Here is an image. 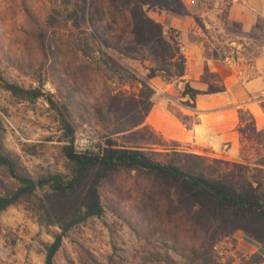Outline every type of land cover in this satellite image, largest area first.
Returning a JSON list of instances; mask_svg holds the SVG:
<instances>
[{
    "label": "rangeland",
    "instance_id": "rangeland-1",
    "mask_svg": "<svg viewBox=\"0 0 264 264\" xmlns=\"http://www.w3.org/2000/svg\"><path fill=\"white\" fill-rule=\"evenodd\" d=\"M95 1L93 17L103 31L114 34L113 29L125 27V18L117 10L127 9L134 0ZM182 2L187 15L159 6H146L144 11L165 30L173 28V35L180 34L187 67L189 59L201 63L204 58L206 66L202 70L200 64H192L189 75L193 78L188 82L187 77L174 82L161 77L151 79L157 93L154 104L161 99L169 102L175 113L188 118L189 124L199 121V114L193 113L199 102L216 106L215 112L235 108L238 130L239 111L243 110L244 124L253 115L246 107H237L247 92L252 91L251 101L260 106L264 102V0ZM83 5V0H0V74L11 84L52 94L61 109V113L54 110L47 96L33 100L17 97L0 81V147L15 159L21 173L35 180L50 174L70 175L71 163L63 152L68 144L63 116L75 126L73 144L80 133L93 132L102 150L109 139L120 146H138L148 152L180 149L175 142L153 136L145 129L110 136L107 127L113 128L116 123L130 127L135 121L124 118L121 112L116 118L98 120L95 108L107 115L111 94L137 93L140 86L135 81L120 80L100 61L99 48L89 36L92 21L88 17L85 22ZM256 24L259 27L253 34ZM86 52H91L92 58ZM208 60L218 72L209 68ZM124 64L131 69L130 74L145 78L151 63L127 59ZM206 68L219 76L226 91L201 94L194 104L183 97V91L186 83L197 90H207L201 80ZM198 71L203 74L197 79L194 77ZM233 101L236 104H231ZM112 104L119 106L118 101ZM183 111L192 114L188 116ZM240 144V159L231 162H245L242 154L251 163L264 156V148L254 141L240 138ZM155 158L164 160L165 156L156 154ZM18 187L17 180L0 165V197ZM161 191L151 178L136 172L120 171L103 181V214L69 231L55 264H200L199 237L183 217L168 219V203ZM47 193L39 190L32 201L22 199L2 214L0 264H45L47 248L61 232L58 226L45 225L58 219L56 211L42 209ZM170 213L178 215L173 209ZM261 248L238 231L218 241L214 255L220 264H264Z\"/></svg>",
    "mask_w": 264,
    "mask_h": 264
},
{
    "label": "trees",
    "instance_id": "trees-1",
    "mask_svg": "<svg viewBox=\"0 0 264 264\" xmlns=\"http://www.w3.org/2000/svg\"><path fill=\"white\" fill-rule=\"evenodd\" d=\"M83 2L84 20L88 22L90 18L92 21L93 31L89 36L99 48L100 61L120 80L129 83L135 81L140 86L137 93L111 94L107 115L101 108H95L98 120L103 122L109 116L116 118L121 112L124 118L135 121L130 127L123 123H116L113 128L107 127L110 136L126 134L137 128L159 136L151 127H142L154 106L156 95L150 80L156 77L168 82L183 79L187 74V57L182 51L180 34L173 35V28L165 30L162 24L146 14L144 8L159 6L179 15H187L186 6L182 0H134L127 9L117 10L125 18V27L113 29L114 34H110L103 31L93 17L97 9L96 1ZM258 27L256 24L253 34ZM86 56L92 58L93 54L86 52ZM127 59L149 60L151 64L147 77L130 74L131 69L124 64ZM201 80L208 86L207 90L200 91L186 83L183 91V97L194 104L201 94L226 91L223 81L208 68ZM0 81L7 90L22 99L33 100L47 96L48 103L61 113L52 94L44 95L40 90H27L11 84L1 74ZM117 101L119 106L114 107L112 103ZM261 106L264 109V102ZM239 114L241 125L238 132L241 138L252 140L264 148V129L258 130L253 115L244 124L246 120L242 109ZM179 118L188 124V118ZM62 121L67 130L68 144L63 152L71 163L70 175L50 174L35 180L21 173L15 159L0 147V165L19 183L15 191L0 197V220L9 207L22 199L32 201L39 190L48 192L46 205H42V209L56 211L58 216L55 222L45 223L58 226L61 230L47 248L45 264H55V257L62 248L64 238L73 227L103 214L100 185L120 171L147 176L153 180L154 186L156 184V187L162 189V197L168 203V219L183 217L199 237L200 264H220L214 255L216 243L238 231L243 232L251 243L264 248V156L251 163L242 154L245 162H231L176 150L166 153L148 152L138 146H120L111 139L106 142L100 154H78L73 144L75 126L64 116ZM156 154L164 155L165 159H156ZM171 209L176 210L178 215H172Z\"/></svg>",
    "mask_w": 264,
    "mask_h": 264
},
{
    "label": "crops",
    "instance_id": "crops-1",
    "mask_svg": "<svg viewBox=\"0 0 264 264\" xmlns=\"http://www.w3.org/2000/svg\"><path fill=\"white\" fill-rule=\"evenodd\" d=\"M204 61L198 63L188 60L187 74L185 82L189 81V78H193L189 75L190 67L192 64L201 65V69L205 68ZM209 68L212 71H219L213 69L212 61H207ZM198 76L194 78H200L201 73L198 71ZM250 93L247 92V97L243 99L237 106L246 107L249 109L255 120L258 130L264 129V109L258 103L251 101ZM157 95V93H156ZM207 100V99H206ZM166 101V100H164ZM197 103V101H196ZM231 104H236L233 101ZM216 106H204L200 102L198 108L193 110V113L199 114V121L189 124H185L171 108L169 102H163L161 99L154 104L150 114L147 116L143 126L151 127L158 135L164 137L168 142H175L180 145L178 151L189 152L193 154L209 155L215 158H221L229 161H239L240 159V134L237 126L239 123L237 109L229 108L223 111L215 112ZM183 114H192L189 111H183ZM181 116H183L181 114ZM189 116V115H188ZM182 118V117H181ZM230 144V145H229ZM246 239V238H245ZM247 240V239H246ZM264 253V248H261Z\"/></svg>",
    "mask_w": 264,
    "mask_h": 264
},
{
    "label": "built area",
    "instance_id": "built-area-1",
    "mask_svg": "<svg viewBox=\"0 0 264 264\" xmlns=\"http://www.w3.org/2000/svg\"><path fill=\"white\" fill-rule=\"evenodd\" d=\"M74 148L78 154L102 153L100 145H98L96 139L93 137V132L80 133L74 144Z\"/></svg>",
    "mask_w": 264,
    "mask_h": 264
}]
</instances>
